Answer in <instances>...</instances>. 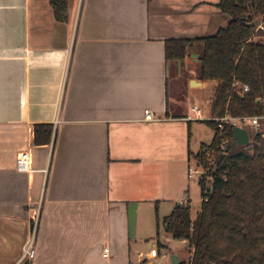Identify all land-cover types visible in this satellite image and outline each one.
<instances>
[{"label":"crops","instance_id":"1","mask_svg":"<svg viewBox=\"0 0 264 264\" xmlns=\"http://www.w3.org/2000/svg\"><path fill=\"white\" fill-rule=\"evenodd\" d=\"M220 2L68 0L59 21L51 0H0V264H22L37 217L35 264L165 260L161 219L191 205L189 167L212 142L184 89L213 114L217 88L193 68L198 45L168 62L165 42L226 28ZM36 125L50 126L48 143ZM23 152L29 173L16 168Z\"/></svg>","mask_w":264,"mask_h":264},{"label":"trees","instance_id":"2","mask_svg":"<svg viewBox=\"0 0 264 264\" xmlns=\"http://www.w3.org/2000/svg\"><path fill=\"white\" fill-rule=\"evenodd\" d=\"M51 4L56 18L67 20L68 0H51ZM219 8L230 19L226 28L202 38L167 40L166 60H185L190 47L198 45L199 79L217 83L213 117L226 113L263 116L264 103L257 99H264V43L255 37H264V31L256 32L259 20L264 19V0H221ZM235 81L249 85L250 91L239 95L233 88ZM200 122L214 131L212 142L201 150L216 149L223 133L228 151L218 153L212 165L201 150L194 155L195 162L211 176L199 180L202 198L207 201H202L195 220L190 203L176 206L164 220L165 231L190 248L188 260L180 264H264V133L253 135L249 152L234 140V127L227 126L222 132L216 121ZM50 134V126L36 125V144L48 143ZM158 247L164 249L161 242Z\"/></svg>","mask_w":264,"mask_h":264},{"label":"built area","instance_id":"3","mask_svg":"<svg viewBox=\"0 0 264 264\" xmlns=\"http://www.w3.org/2000/svg\"><path fill=\"white\" fill-rule=\"evenodd\" d=\"M257 30L264 31V22L257 26ZM234 90L241 96L245 93L250 91V86L244 84L240 81H235L233 85ZM258 102L264 103L263 98H258ZM194 113L198 119L202 118V112L199 108H193ZM145 118L149 121H156L159 120L155 117L149 110L145 111ZM208 120H213L218 123V128L220 131H224L227 126H232L234 129L236 127L243 128L248 131L250 137L252 135H257L260 133H264V115L263 116H242V117H232L228 113H226L223 117H211ZM252 134V135H251ZM223 140L221 141L220 145L216 149H212L211 147H205L201 150V153L204 154L208 161L213 163L216 155L219 153L221 155L227 154L228 151V140L225 138L224 134H221ZM251 140V138H250ZM16 168L17 171L20 173H29L31 172V165H30V155L27 152L21 153L16 160ZM189 175L191 177L198 176L199 180H210L211 176L208 174V170L195 162L194 166L189 167ZM211 186L209 185V188ZM207 192V190H206ZM207 201V198H202V201ZM187 204V201L183 199L179 205L184 206ZM38 225H39V218L37 217L34 221L33 229L30 238L28 239L22 256V264H35V260L37 257V234H38ZM193 255V252H192ZM104 257H109V249H104Z\"/></svg>","mask_w":264,"mask_h":264},{"label":"rangeland","instance_id":"4","mask_svg":"<svg viewBox=\"0 0 264 264\" xmlns=\"http://www.w3.org/2000/svg\"><path fill=\"white\" fill-rule=\"evenodd\" d=\"M264 22V19H261L258 22V25ZM257 25V26H258ZM257 27H256V32H257ZM259 38H256L255 40H258ZM264 42V39H262ZM195 66V67H194ZM199 64L198 60L195 59V65H193V68L195 70H198ZM187 85V84H186ZM185 92L184 94L186 95L184 99V108L188 111V114L192 117H195V113L193 112V108H201L203 110V119L208 120L209 117H212L211 114V106L209 104L208 100H203L201 93L197 91H191L190 89L188 90V87H185ZM207 112V113H206ZM201 133L204 137V141L209 143L212 141V138L214 136V131L206 124L202 123L200 127ZM252 135V134H251ZM253 135L250 137L252 140ZM195 163H192V166H194ZM191 208H192V218L195 220L201 211V205H202V191H201V186L199 184V179L198 176H195L194 179L192 180V190H191ZM160 233L161 235L165 234V229H164V221L161 219V224H160ZM147 247L150 248V243L151 241L146 242ZM166 258L165 260L157 259L155 260L156 264H173L172 263V256L175 254H179L182 261L183 260H188L189 255H190V248L187 244L181 243L180 241H175L172 240L171 244L166 250ZM163 254V250H162ZM136 264V261H135Z\"/></svg>","mask_w":264,"mask_h":264},{"label":"water","instance_id":"5","mask_svg":"<svg viewBox=\"0 0 264 264\" xmlns=\"http://www.w3.org/2000/svg\"><path fill=\"white\" fill-rule=\"evenodd\" d=\"M234 140L239 146L246 147L247 151L251 152L253 150V146L251 145L250 135L247 130L240 127H236L234 129ZM172 263L180 264V260L176 254L172 256Z\"/></svg>","mask_w":264,"mask_h":264}]
</instances>
